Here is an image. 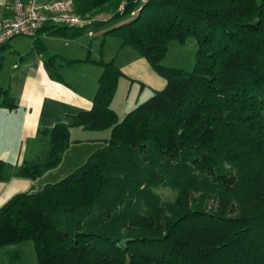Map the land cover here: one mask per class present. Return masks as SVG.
Instances as JSON below:
<instances>
[{
    "label": "trees",
    "instance_id": "1",
    "mask_svg": "<svg viewBox=\"0 0 264 264\" xmlns=\"http://www.w3.org/2000/svg\"><path fill=\"white\" fill-rule=\"evenodd\" d=\"M72 1L87 27L41 29L111 33L166 83L120 117L122 70L73 60L102 69L91 108L40 128L34 159L15 169L0 159V182L57 167L79 141L71 127L109 136L63 178L1 205L0 248L32 241L37 264H264V0ZM190 36L193 68L163 65L169 42ZM0 105L15 107L1 87Z\"/></svg>",
    "mask_w": 264,
    "mask_h": 264
},
{
    "label": "crops",
    "instance_id": "2",
    "mask_svg": "<svg viewBox=\"0 0 264 264\" xmlns=\"http://www.w3.org/2000/svg\"><path fill=\"white\" fill-rule=\"evenodd\" d=\"M26 1L44 6L55 0ZM12 11L13 0H0V22L10 18ZM97 17L106 19L110 14L102 13ZM54 28L39 29L34 36H29L30 39L26 38L28 36H15L0 43V87L8 91L15 103L13 108L0 105V159L14 169L24 159L32 160L36 157V138L40 128H49L60 122L68 123L72 115L90 109L98 88L101 67L88 61L72 62L88 58L100 59L92 57V43L86 46L80 36L72 38L60 31H53ZM92 30L87 35L98 38L101 31ZM107 34H101L102 38L105 39ZM38 44L41 47H37ZM48 55L56 56L53 64L57 70L46 67ZM136 102L139 103L138 100ZM77 129L81 128L71 127L70 135L72 132L83 131ZM104 138L77 136L73 139L79 141L73 144L93 141L102 146ZM12 177L19 176L13 174ZM5 183L0 182V207L7 196L18 193L15 191L17 189L8 193L9 188L2 186Z\"/></svg>",
    "mask_w": 264,
    "mask_h": 264
},
{
    "label": "rangeland",
    "instance_id": "3",
    "mask_svg": "<svg viewBox=\"0 0 264 264\" xmlns=\"http://www.w3.org/2000/svg\"><path fill=\"white\" fill-rule=\"evenodd\" d=\"M80 37V40H85L86 46L92 43V57L105 58L107 59L105 61H113L122 70L123 75L118 80L115 96L111 103V106L118 111L120 117L126 111L132 109L138 103L136 102L137 100L140 102L165 86V79L150 66L148 60L130 45H121L120 39L115 35L107 34L105 39L102 38L101 34H99L98 38H92L87 34ZM26 38H29V36ZM197 48L198 44L194 36L188 37L183 44L172 40L168 44L167 53L161 60V63L169 67H180L190 70L195 63ZM109 133L108 129L100 131L83 130L72 132L70 136L72 139L77 136L80 138H103L108 137ZM71 145L65 151L58 166L50 169L46 175L43 174V176L36 178L35 182L30 178L11 176L13 179L10 181H8L9 179L6 180L5 182L7 183L2 186L9 188L8 193L12 190L14 191V189H17L15 191L18 193L38 190L44 183L48 181L54 182L66 176L74 168L81 165L95 149L101 147L99 142L93 141H84L77 145L72 143ZM156 191L163 199L171 200L175 194L174 190L165 185L157 186ZM13 194H9L10 196H7L5 201H3L6 202ZM14 251H19V260H16L11 254ZM0 264H37L33 242L27 241L0 248Z\"/></svg>",
    "mask_w": 264,
    "mask_h": 264
},
{
    "label": "built area",
    "instance_id": "4",
    "mask_svg": "<svg viewBox=\"0 0 264 264\" xmlns=\"http://www.w3.org/2000/svg\"><path fill=\"white\" fill-rule=\"evenodd\" d=\"M72 6V0H55L44 6L13 0L12 16L0 22V43L15 36H34L47 23L71 28L87 27L90 20L75 14Z\"/></svg>",
    "mask_w": 264,
    "mask_h": 264
}]
</instances>
